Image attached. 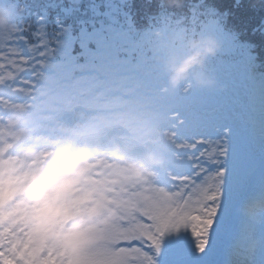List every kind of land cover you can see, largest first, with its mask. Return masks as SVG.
I'll list each match as a JSON object with an SVG mask.
<instances>
[{
    "label": "rangeland",
    "instance_id": "rangeland-1",
    "mask_svg": "<svg viewBox=\"0 0 264 264\" xmlns=\"http://www.w3.org/2000/svg\"><path fill=\"white\" fill-rule=\"evenodd\" d=\"M250 1L261 8L255 25L235 6L224 23L195 13L190 22L163 18L137 38L84 22L56 43L42 23L32 47L6 16L17 4L0 0V244L8 257L118 264L110 246L141 238L130 264H173L174 249L176 264H234L245 238L258 243L252 263L264 264V207L253 206L264 201V0ZM194 54L220 61L194 63ZM122 145L148 150L131 158ZM41 184L36 201L25 200Z\"/></svg>",
    "mask_w": 264,
    "mask_h": 264
},
{
    "label": "trees",
    "instance_id": "trees-1",
    "mask_svg": "<svg viewBox=\"0 0 264 264\" xmlns=\"http://www.w3.org/2000/svg\"><path fill=\"white\" fill-rule=\"evenodd\" d=\"M8 1L17 4V8L14 12L9 11L6 15L7 18L9 16L12 19L14 18L12 27L20 30L24 34V38L30 41L28 44H31L32 47L37 46L40 42L39 24L45 23L49 32L59 35V37L64 35L65 30L63 29H70L71 33L73 31L75 34L79 29L84 28L78 23L85 22L82 17L95 15L96 10L104 13L102 17L110 20L109 25L111 27L126 29L125 31H139L141 28L147 26V24H152V28H155V25L162 24L163 21L167 22L165 19L168 18L190 22L195 20L193 18L194 13L201 14L202 16L216 17L224 23L222 20L226 19L228 14L232 15L230 8L233 10L240 9V11L248 13L247 19L253 24H258L260 19L256 16V12L261 10V8L253 6L250 0H156L157 3L153 2L154 4L146 5L143 4L144 0ZM70 14L72 15L70 16ZM151 20L153 21L151 22ZM61 21H63L62 24H60ZM97 21L91 18V22ZM257 38L258 35L255 36L256 40ZM242 44H247L248 49L253 54L258 53L256 51L257 48L252 45L254 43L247 42ZM257 55L264 60V56L261 57L260 53ZM259 66L264 69V63L259 62Z\"/></svg>",
    "mask_w": 264,
    "mask_h": 264
},
{
    "label": "snow or ice",
    "instance_id": "snow-or-ice-1",
    "mask_svg": "<svg viewBox=\"0 0 264 264\" xmlns=\"http://www.w3.org/2000/svg\"><path fill=\"white\" fill-rule=\"evenodd\" d=\"M208 207L211 209L210 215V223H214V216L218 212V206L214 204L212 199H209ZM144 224H149L146 218H140ZM124 227H128V225H124ZM209 236H211V231H209ZM111 253L117 258L118 264H130L131 256L130 252L142 251L144 250V244L141 242V238H128V239H120L117 242L113 243L111 246ZM8 246L6 244H0V264H8V261L11 260L12 264H21L18 259H14L12 257L7 256ZM173 264H176V259L178 258V249L173 250Z\"/></svg>",
    "mask_w": 264,
    "mask_h": 264
},
{
    "label": "bare ground",
    "instance_id": "bare-ground-1",
    "mask_svg": "<svg viewBox=\"0 0 264 264\" xmlns=\"http://www.w3.org/2000/svg\"><path fill=\"white\" fill-rule=\"evenodd\" d=\"M236 253V252H235Z\"/></svg>",
    "mask_w": 264,
    "mask_h": 264
}]
</instances>
